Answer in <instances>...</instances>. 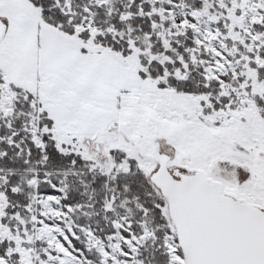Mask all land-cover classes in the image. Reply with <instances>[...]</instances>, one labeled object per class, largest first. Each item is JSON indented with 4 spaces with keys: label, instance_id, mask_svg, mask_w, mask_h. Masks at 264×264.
Here are the masks:
<instances>
[{
    "label": "snow or ice",
    "instance_id": "obj_1",
    "mask_svg": "<svg viewBox=\"0 0 264 264\" xmlns=\"http://www.w3.org/2000/svg\"><path fill=\"white\" fill-rule=\"evenodd\" d=\"M0 264H264V0H0Z\"/></svg>",
    "mask_w": 264,
    "mask_h": 264
}]
</instances>
